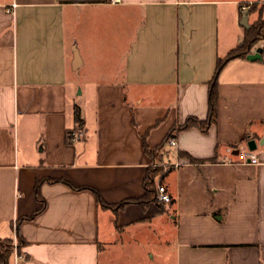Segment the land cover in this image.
Returning <instances> with one entry per match:
<instances>
[{"label":"crops","instance_id":"0c3cea01","mask_svg":"<svg viewBox=\"0 0 264 264\" xmlns=\"http://www.w3.org/2000/svg\"><path fill=\"white\" fill-rule=\"evenodd\" d=\"M247 3L257 8L241 13ZM245 13L249 27L264 20V0H0V239L39 208L36 180L79 188L41 185L45 208L20 222L25 246L9 264H100L126 248L148 264H264V39L250 53L261 48V62L220 72L216 122L159 152L169 203L113 212L90 191L109 205L143 194V139L153 151L206 118ZM76 96L84 126L72 142ZM239 150L258 163H238Z\"/></svg>","mask_w":264,"mask_h":264},{"label":"trees","instance_id":"16d2710c","mask_svg":"<svg viewBox=\"0 0 264 264\" xmlns=\"http://www.w3.org/2000/svg\"><path fill=\"white\" fill-rule=\"evenodd\" d=\"M249 12V11H248ZM264 39V20L257 18L255 22H253L249 29H246L244 32L243 40L234 48L232 49L228 55L224 59H218L215 71L212 77V80L208 84V109H207V116L204 120H198L193 117L187 118L184 123L172 127L171 130L166 134L165 138L163 139L162 143L154 148L153 151H149L145 140L143 139V149L145 153H148L152 158V163L155 160V154L159 155V152L162 150L163 146L167 143V141L172 138L176 137V134L179 131H183L190 128H198L202 132H206L208 128L216 122V104H217V79L227 64L228 61L234 58H246L252 51V49L257 45V43ZM83 119L80 114V110L77 106L73 107V128L66 132L67 139L69 141V135L71 133H79L83 131ZM158 170L149 166L146 170L145 177L143 179V194L138 198H131L125 199L117 204H106L100 197V195L93 189L90 191L95 196L97 204L102 208L110 209L113 212H117L122 210L125 206L129 204H135L140 206L142 209L146 208L149 204H154L156 206H160V202L157 201V192L160 180L157 182ZM61 183L69 187L73 190H79V188H75L71 186L68 182H65L61 179H40L36 180L34 183V197L37 203H39V208L29 217H23L15 223L14 231H15V243H16V250L15 254L17 257L22 256V248L25 246V242L20 235V222L24 220H32L37 214H39L45 208V201L40 194V187L44 183ZM171 201V200H170ZM14 253L13 249V239H0V264H9L10 258ZM25 258H27L25 256Z\"/></svg>","mask_w":264,"mask_h":264},{"label":"rangeland","instance_id":"374dc122","mask_svg":"<svg viewBox=\"0 0 264 264\" xmlns=\"http://www.w3.org/2000/svg\"><path fill=\"white\" fill-rule=\"evenodd\" d=\"M246 5L249 6V8L247 9L248 11H252V10H254V8L255 9L257 8L256 5L252 4V3H247ZM261 41H259L257 44H260ZM254 48L252 50H254ZM80 103H82L81 97H79V96L74 97L73 106H78ZM151 167L158 170V176H157V179H158L157 182H158L159 180H161L164 177V175L166 174V172L168 171L170 166H168V164L164 163L162 161V158L159 155L155 154V160L151 164ZM14 242H15V240H13V243ZM122 253H123V255H122ZM122 253L121 254L119 253L111 261L106 260L105 256L102 255L100 258V264H148V263H150L149 257L143 251L134 254L132 249L129 250L128 248H126V250H124ZM12 264H13V262H12Z\"/></svg>","mask_w":264,"mask_h":264},{"label":"built area","instance_id":"2783aa9c","mask_svg":"<svg viewBox=\"0 0 264 264\" xmlns=\"http://www.w3.org/2000/svg\"><path fill=\"white\" fill-rule=\"evenodd\" d=\"M110 4H116L119 3L120 0H107ZM249 8L248 5L243 4L240 8L241 13H243L245 10H247ZM79 133H71L69 135V140L72 142H76L78 141V139L80 138ZM169 147H176V139L175 137L170 138L167 143H166ZM238 156V163L240 164H245V165H256L257 159L255 157V155L251 154L250 152H248L247 150H239L237 153ZM228 164H231V162H228ZM170 196L169 194L166 192L165 188L163 186H158V192H157V201L160 203H169L170 202ZM13 249L14 252L16 250V243H13Z\"/></svg>","mask_w":264,"mask_h":264},{"label":"water","instance_id":"95a60500","mask_svg":"<svg viewBox=\"0 0 264 264\" xmlns=\"http://www.w3.org/2000/svg\"><path fill=\"white\" fill-rule=\"evenodd\" d=\"M240 25L245 29H249V25L247 24V13H245L241 17ZM261 54H262V49L256 48L252 54H249L246 56V60L251 61V62H253V61H260L261 62L262 61Z\"/></svg>","mask_w":264,"mask_h":264}]
</instances>
